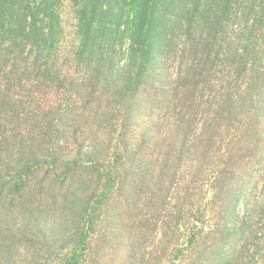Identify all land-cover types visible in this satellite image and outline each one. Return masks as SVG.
Listing matches in <instances>:
<instances>
[{"label": "trees", "instance_id": "16d2710c", "mask_svg": "<svg viewBox=\"0 0 264 264\" xmlns=\"http://www.w3.org/2000/svg\"><path fill=\"white\" fill-rule=\"evenodd\" d=\"M0 264H264V0H0Z\"/></svg>", "mask_w": 264, "mask_h": 264}, {"label": "rangeland", "instance_id": "374dc122", "mask_svg": "<svg viewBox=\"0 0 264 264\" xmlns=\"http://www.w3.org/2000/svg\"><path fill=\"white\" fill-rule=\"evenodd\" d=\"M65 11H66V14L64 15V22L66 24V33H67L66 34L67 35V42H66V44L68 46H71L74 43L73 46H75L76 45V42H75L76 41V38L74 36L75 19H74V16L72 14L71 9L68 7L67 4H66ZM69 11H70V13H69ZM156 115H157V112L154 113V119L153 120H155V122L158 119V117H156ZM151 116L148 117V118H146V120L150 121ZM261 185H262V182L261 183H258V187H257V190H256L257 193L254 192V195L249 200V204L247 206L248 209H250V210L255 207L256 208V211L255 212L258 211V207H256L255 205L261 201L260 200V195H259L260 194L259 192L261 191ZM186 186L191 188V186H188L187 184L184 185V186L183 185L180 186V188H181L180 189V192H181L180 193V197H181V194L185 192V188L184 187H186ZM209 196H210L209 194L207 196H204L205 198L203 199V201L200 204L199 203H194V205H193L195 207H199V205H200L199 208H200V210H204L203 213H205L206 221H209L210 218H211V216H212V211L210 210V207H209L210 205L208 204ZM181 202H182L181 200H178V198L174 197V200L172 201V203L170 205V208L172 210H175V207L177 205H180ZM184 205H185V208H186V212H188L190 206L187 205V204H184ZM244 205H245V203H241L240 206H239V213L241 215L244 214L243 213L244 212ZM256 216L257 215H254V217H255L254 220H256ZM163 220L165 221L166 219H163ZM159 226H161V225H159ZM162 226L160 227V232H161ZM132 234L133 235H136V234H138V232H135V233H132ZM159 235H160V233H159ZM131 242H132V236L130 237L129 241L126 242L125 244H124V241H123L122 247H119L120 250H118L116 253L112 254V256L109 259V262L117 263L119 261H124L125 258L128 257V251L127 250L131 246V244H130Z\"/></svg>", "mask_w": 264, "mask_h": 264}]
</instances>
